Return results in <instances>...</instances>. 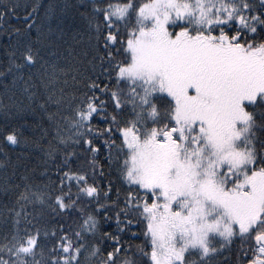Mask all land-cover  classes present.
<instances>
[{
  "label": "snow or ice",
  "instance_id": "obj_1",
  "mask_svg": "<svg viewBox=\"0 0 264 264\" xmlns=\"http://www.w3.org/2000/svg\"><path fill=\"white\" fill-rule=\"evenodd\" d=\"M17 8L0 3L24 21L0 28V111L35 104L48 124L44 143L0 132L43 153L0 147V264H264V0ZM129 229L140 243L121 241Z\"/></svg>",
  "mask_w": 264,
  "mask_h": 264
},
{
  "label": "trees",
  "instance_id": "obj_2",
  "mask_svg": "<svg viewBox=\"0 0 264 264\" xmlns=\"http://www.w3.org/2000/svg\"><path fill=\"white\" fill-rule=\"evenodd\" d=\"M11 2L13 4H18L19 8H17V16L23 17L24 12L26 10V7L31 6L33 3H37L38 6L44 5L48 3V0H0V3H8ZM70 3L75 4L77 0H69ZM43 12V7L38 8V20H39V13ZM24 21L22 19H17L12 16H6L2 20H0V28L6 27V25H12L15 27H23ZM78 28L79 26L76 25ZM33 29V33H34ZM71 38V34L69 33L68 37L62 38V39H69ZM25 38L22 36H17L16 41L20 42L24 40ZM8 43H13L9 39V37L6 35L5 32L0 31V61H3L6 59V57L3 54V49L4 45ZM60 47H63V44L61 43ZM59 63L63 64L65 63L64 61H60ZM90 70V69H89ZM62 81L63 77H61L55 85H53L55 88L59 89L62 86ZM15 92V96H13V99L17 101V103H23L26 100V97H23L22 94L19 91V87L17 86L15 89H13ZM10 93H5L3 89H0V103H8V96ZM43 98V97H41ZM98 119L93 120L94 125H98ZM48 124V121L46 117L43 116L41 109L33 104L32 106H26V109L24 111L16 112L15 109L12 110V114H6L3 111H0V132H2L6 128H11L13 126L17 127L20 129V131L26 135V136H31L34 141L37 139L40 140L41 143H44L43 139V133L41 132V128H45V126ZM7 142L0 141V147H4ZM7 151L10 155V157L14 158L16 155H18L21 151H29L31 155L29 156V160H34V159H43V153L39 152L37 149L32 148L28 149L22 145H11L7 144ZM87 158L83 155V153H80L78 157H73L71 159V164L72 167L75 169L76 167L86 164ZM8 171L10 172L11 169L9 168ZM107 171V170H106ZM4 175V168L3 166H0V178ZM37 176V179H41L39 176V173L37 172L35 174ZM105 179H109L113 182V194H115V188L119 186L120 181L118 179V173L113 170L112 175L105 176ZM127 186H124L126 189ZM124 189H122L123 191ZM84 207L86 210L88 209H93L94 205H88L87 202H84ZM87 214V211H86ZM100 216H103V213H100ZM50 217L52 221H54L57 225H59L60 222H64L65 226L67 227V224L69 221L75 223L78 219V213L74 214L73 212H69L67 215L61 214V213H56L53 214L51 212L47 213V217ZM0 227H3V225H0ZM102 230L108 231L112 230L113 234L115 235V225H114V218L113 221L110 223V226L104 227ZM132 229H129L128 232L120 234L121 241H128L133 244H138L140 243V240H131L130 237L132 235ZM135 231L137 234L140 233V228H139V222L135 228ZM142 235V234H141ZM107 243V242H105ZM235 247V245H234ZM234 256V253H233Z\"/></svg>",
  "mask_w": 264,
  "mask_h": 264
}]
</instances>
